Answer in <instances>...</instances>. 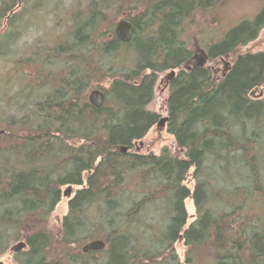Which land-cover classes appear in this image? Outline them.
Instances as JSON below:
<instances>
[{"label":"trees","instance_id":"16d2710c","mask_svg":"<svg viewBox=\"0 0 264 264\" xmlns=\"http://www.w3.org/2000/svg\"><path fill=\"white\" fill-rule=\"evenodd\" d=\"M224 1L80 0L62 41L41 56L23 49L3 106L0 90V256L22 241L15 264H179L182 240L188 264H264V95L249 94L264 86V50H242L264 31V0L213 30L200 54L189 46L198 17L214 20ZM15 7L0 0V47L14 42ZM121 19L132 24L126 43L114 34ZM168 70L164 128L176 152L144 146L159 128L146 107ZM93 88L100 107L88 103ZM64 185L78 188L51 227ZM93 239L104 249L83 253Z\"/></svg>","mask_w":264,"mask_h":264},{"label":"rangeland","instance_id":"374dc122","mask_svg":"<svg viewBox=\"0 0 264 264\" xmlns=\"http://www.w3.org/2000/svg\"><path fill=\"white\" fill-rule=\"evenodd\" d=\"M79 1L80 0H27L25 2V0H16L15 10H20L19 17H22L17 19V34L14 33V42L5 44V48L4 46L0 47L4 50V52L0 51V90L3 91L1 100L2 106L5 105L3 99L9 98L12 93L16 92L19 78L22 77L19 70L16 71V68L12 66L13 61L18 58L26 46H33V56L38 54L41 56V47L43 48L57 41H62L66 34V25L69 19V16L66 15V10L74 7ZM261 2L262 0H225L215 9L214 20L210 17V14L198 17L197 23L191 27L188 32L189 46L195 49L194 53L196 55L200 54L201 43L205 38L214 33L213 30L216 29L218 35H220L241 19L251 18L259 9ZM5 30V27L0 29V36L6 32ZM9 38L10 36L7 37L6 41ZM242 50H264V31L259 35L256 42L246 45ZM226 62L229 61L226 59ZM224 65L222 61L216 63V66L219 68L221 67V69L224 68ZM25 73H27V69ZM163 74H159L154 87L153 99L146 107L148 110L158 114L159 119L166 116L165 100L167 97V88L165 86L166 80L162 81L161 78L164 76ZM8 89L10 90L8 91ZM88 91H90V89L87 90V95L89 93ZM257 94L258 93H255L253 95ZM31 96L33 97V93ZM8 110L9 113H11V109ZM5 113L9 115L7 111ZM7 116L3 118H9ZM144 142V146L148 143L149 149L151 150L158 151L164 145H167L173 152H176L172 138L164 127H154L144 139ZM83 178H86L85 174ZM186 184L192 188L193 182L189 179ZM68 186L70 187V194L69 196H63V192ZM77 188L78 187L71 185H64L61 187V199L56 204L49 217V224L51 227L58 226L62 216L67 212L68 200ZM185 207L189 215L188 222H190L192 220V214H194L195 211L193 202L190 198L185 200ZM15 245L16 243H13L12 247L0 256V260L7 264H15L13 253L14 250H17L14 248ZM185 249L186 247L182 240L177 241L174 245V252L179 264H188L185 259Z\"/></svg>","mask_w":264,"mask_h":264},{"label":"water","instance_id":"95a60500","mask_svg":"<svg viewBox=\"0 0 264 264\" xmlns=\"http://www.w3.org/2000/svg\"><path fill=\"white\" fill-rule=\"evenodd\" d=\"M114 34L119 41H121L123 43L129 42L131 37H132V24H131V22H129L128 20H124V19L119 20L115 24ZM226 65L228 67L229 62H226ZM257 89L261 90L258 97H262L263 93H264V86H261L259 88L252 90L249 93L250 96H253L254 91H256ZM104 97L105 96H104V93L102 90H100L98 88H94V89L89 91V93L87 95V100H88V103L90 105L95 106V107H100L104 102ZM166 119H167V116L161 117L158 120L157 125L159 127H164ZM120 149H121V151H125L127 149V147L122 146ZM69 194H70V187L68 186V188L63 192V196H69ZM24 245H25L24 242H19L14 246V248L18 250V249H21L22 247H24ZM104 247H105V242L102 239H93V240H90V241L84 243L81 246V251L83 253H86L89 251H101L104 249ZM0 264H7V263L0 260Z\"/></svg>","mask_w":264,"mask_h":264},{"label":"flooded vegetation","instance_id":"af4514ba","mask_svg":"<svg viewBox=\"0 0 264 264\" xmlns=\"http://www.w3.org/2000/svg\"><path fill=\"white\" fill-rule=\"evenodd\" d=\"M172 72H173V73H172ZM163 73H164V74H163ZM163 73H160V74H163V75H164V76L161 77V78H162V81H165L166 78H171L173 75H175L176 70H168V71H165V72H163ZM166 81H167V80H166ZM165 86H166V88H167L166 83H165Z\"/></svg>","mask_w":264,"mask_h":264},{"label":"bare ground","instance_id":"6f19581e","mask_svg":"<svg viewBox=\"0 0 264 264\" xmlns=\"http://www.w3.org/2000/svg\"><path fill=\"white\" fill-rule=\"evenodd\" d=\"M260 87H261V86H260ZM256 88H259V87H256ZM256 88H255V89H256ZM260 91H261V90H259V89H257L256 91H254L253 94H255V93H258V94H257V95H253V96H257V97H258ZM263 95H264V93H263ZM24 244H25V243H24ZM24 246H25V245H24ZM22 248H24V247H22ZM22 248H21V249H22Z\"/></svg>","mask_w":264,"mask_h":264}]
</instances>
